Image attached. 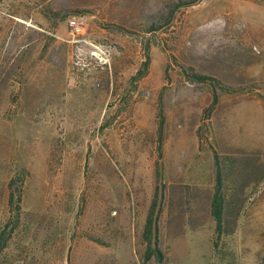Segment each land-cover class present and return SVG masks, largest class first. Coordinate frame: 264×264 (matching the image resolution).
I'll list each match as a JSON object with an SVG mask.
<instances>
[{"label": "rangeland", "instance_id": "rangeland-1", "mask_svg": "<svg viewBox=\"0 0 264 264\" xmlns=\"http://www.w3.org/2000/svg\"><path fill=\"white\" fill-rule=\"evenodd\" d=\"M0 264H264V0H0Z\"/></svg>", "mask_w": 264, "mask_h": 264}, {"label": "trees", "instance_id": "trees-1", "mask_svg": "<svg viewBox=\"0 0 264 264\" xmlns=\"http://www.w3.org/2000/svg\"><path fill=\"white\" fill-rule=\"evenodd\" d=\"M185 4V6H192L195 4V2H186L183 3ZM147 65V64H146ZM140 74H137L134 78L138 77ZM192 81L194 82H200V83H204V82H209L212 81L213 78L205 76L203 74H199L196 72H193L190 74ZM215 102V101H214ZM215 165H216V180H217V193L213 202L214 205V214H215V218L218 224V231H221L222 229V225L224 222V216H225V198L222 194V187H223V176H222V170H221V159L220 156L218 154L215 155ZM12 200H13V195H12ZM155 252H158V250H154ZM160 255V253H158Z\"/></svg>", "mask_w": 264, "mask_h": 264}, {"label": "built area", "instance_id": "built-area-1", "mask_svg": "<svg viewBox=\"0 0 264 264\" xmlns=\"http://www.w3.org/2000/svg\"><path fill=\"white\" fill-rule=\"evenodd\" d=\"M72 27L75 28V29H77V28H76V23H75V22H72Z\"/></svg>", "mask_w": 264, "mask_h": 264}]
</instances>
